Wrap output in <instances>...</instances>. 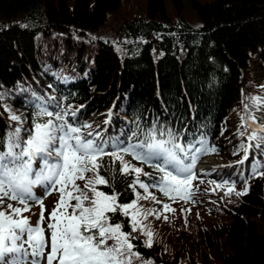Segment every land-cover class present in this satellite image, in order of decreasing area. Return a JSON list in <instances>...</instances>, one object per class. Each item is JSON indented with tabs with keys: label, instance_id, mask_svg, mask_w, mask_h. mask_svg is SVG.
Wrapping results in <instances>:
<instances>
[{
	"label": "trees",
	"instance_id": "1",
	"mask_svg": "<svg viewBox=\"0 0 264 264\" xmlns=\"http://www.w3.org/2000/svg\"><path fill=\"white\" fill-rule=\"evenodd\" d=\"M133 1L0 0V138L16 124L12 114L21 116L24 129L32 126L37 96L55 98L50 110L79 106L70 121L89 123L105 138L116 137L111 129L124 121L121 139L137 121L142 128H171L185 142L203 136L215 152L199 159L210 155L229 166L194 169L190 199H178L167 219L145 221H151L153 243L147 247L146 237L135 242L139 257L132 264H213L208 252L218 264H264V176L256 175L264 171V145L252 142L249 159L239 164L240 144L249 141L237 134L244 130L241 118L247 120L246 103L256 116L247 132L264 124V109L248 99L264 97V0H144L142 16ZM186 12L193 18L183 17ZM84 43L93 48L92 59L83 60ZM126 159L152 173L142 179L157 190L154 170ZM233 172L247 186L245 195H236L245 190L236 182L229 197L210 183L230 184ZM101 174L120 203L135 199L127 186L131 177L117 174L113 181ZM98 187L111 194L108 186ZM35 188L46 217L59 194ZM39 213L33 204L24 215L34 224ZM115 219L128 224L119 214Z\"/></svg>",
	"mask_w": 264,
	"mask_h": 264
},
{
	"label": "snow or ice",
	"instance_id": "2",
	"mask_svg": "<svg viewBox=\"0 0 264 264\" xmlns=\"http://www.w3.org/2000/svg\"><path fill=\"white\" fill-rule=\"evenodd\" d=\"M54 99L35 98V118L28 129L22 127L21 116L12 114L10 119L17 126L0 138V264H132L133 258L139 257L133 251L132 241L138 239L134 234L142 233L147 238L146 246L151 247L154 233L145 221L150 216L160 218L155 208H145L141 200L162 204V211L174 209L157 199L142 179L152 177V173L144 172L143 167L126 157L154 170L151 187L163 197L187 202L192 182L197 179L194 169L200 155L215 149L208 147L203 136L185 142L182 134L171 128H142L138 121L123 139L122 133L105 138L102 132L93 131L89 123L70 121L69 117L75 120L78 109L55 104L50 110ZM248 99L252 108L264 109V97ZM244 107L247 120L241 118L244 130L237 134L246 136L249 143L240 144L244 156L239 164L249 159L252 142L256 147L264 145V124L248 133L256 116L248 111L249 104ZM108 115L110 118L111 113ZM102 171L109 173L113 181L117 174L131 177L127 186L135 193V199L120 203V193ZM259 175L264 176V171ZM78 181H83V185ZM210 183L217 188L228 185V193L235 191L234 183L228 181ZM100 185L111 188V194L100 190ZM37 186L46 189L45 195L59 194L47 218L43 198L34 193ZM138 189L145 194L141 195ZM246 193L247 189L236 195ZM5 201H11L6 208ZM33 204L40 207L35 224L24 215ZM118 214L129 221L130 231L124 230V223L117 222Z\"/></svg>",
	"mask_w": 264,
	"mask_h": 264
},
{
	"label": "rangeland",
	"instance_id": "3",
	"mask_svg": "<svg viewBox=\"0 0 264 264\" xmlns=\"http://www.w3.org/2000/svg\"><path fill=\"white\" fill-rule=\"evenodd\" d=\"M143 4H144V0H134L133 2H132V4H131V7H134L135 6V9H136V11H137V13H140L139 15H143L141 12H142V6H143ZM173 7H174V9H176L175 8V6H174V4L172 5ZM126 8H130L129 6L127 7L126 6ZM167 8H168V13L170 14L169 16H170V18H171V11H170V4H169V2L167 3ZM183 17H185L186 19H192L193 17H190V16H188L187 15V12L185 13V14H183ZM183 21H186V20H183ZM187 22V21H186ZM82 46H84L85 47V52H84V55H83V60H86L87 58H89V59H92V54H93V52H94V50H93V48H91V47H89V46H87V44L86 43H84ZM89 52V55H86V53H88ZM76 107H79V106H76ZM107 121H109V119H106ZM105 120V121H106ZM105 121H101L100 120V124H102V123H104ZM93 123V122H92ZM109 123V122H108ZM94 124V123H93ZM99 124V125H100ZM241 122H240V127H241ZM126 122L124 121L123 122V124L120 126V127H126ZM113 127H115V126H113ZM112 127V128H113ZM119 127V128H120ZM237 143H239L238 141H237ZM250 155V154H249ZM229 161V160H228ZM223 162H227V161H225V160H223V159H221V158H215V157H213V156H207V157H201L200 159H198V161H197V164H196V166H195V170H197L198 172H200V173H202V172H208V171H210L211 169H213V168H217L218 166H220V165H223V166H229V164L230 163H223ZM256 175H259V174H256ZM222 182L223 181H219V184H222ZM233 182H236V183H238V186H240V187H242L243 188V190L247 187V186H244L243 185V183H242V181L240 180V175L238 174V173H236V172H233V178H232V181L230 182V184H233ZM221 189H222V191H223V193L225 194V196H228L229 197V195H230V193H228V186L227 185H223L222 187H220ZM217 189V188H216ZM151 192H153V191H151ZM141 193V192H140ZM141 194H145V193H141ZM160 200V199H159ZM178 200V199H177ZM175 201V202H173L172 200L171 201H167V202H165V203H168L169 205H170V207L171 206H174V205H176L175 206V209H176V207H177V204L176 203H179L178 201ZM147 204H149L150 205V207L151 208H153V201H151V200H144ZM179 206H184V205H182V204H180ZM186 207V206H185ZM155 209H156V211H157V213L158 214H160V217H162L163 219H164V216H166L167 218L168 217H170V216H168V212L167 211H162V204L161 205H156V207H154ZM148 220V219H147ZM117 222H121V221H119V220H117ZM123 223V222H122ZM148 228L150 229V227L152 226V224H151V221H148ZM127 228H130V223H129V221H128V224L127 225H125L124 224V230L126 231V229ZM136 237H138V239H133V241H132V243L135 245V242H137L139 239H141V240H143L144 238H145V236L143 235V234H134ZM208 255H209V258L211 259V261H212V263L213 264H218V261L214 258V256H213V254H212V252L210 253V252H208Z\"/></svg>",
	"mask_w": 264,
	"mask_h": 264
},
{
	"label": "bare ground",
	"instance_id": "4",
	"mask_svg": "<svg viewBox=\"0 0 264 264\" xmlns=\"http://www.w3.org/2000/svg\"><path fill=\"white\" fill-rule=\"evenodd\" d=\"M80 56V55H79ZM81 65V64H80ZM80 65H78V67H80ZM73 66V65H72ZM75 67H77L75 64H74ZM82 66V65H81Z\"/></svg>",
	"mask_w": 264,
	"mask_h": 264
}]
</instances>
